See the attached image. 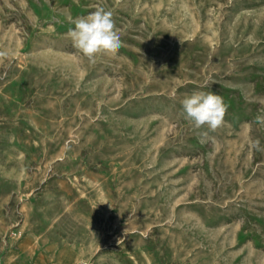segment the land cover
<instances>
[{
  "label": "rangeland",
  "instance_id": "rangeland-1",
  "mask_svg": "<svg viewBox=\"0 0 264 264\" xmlns=\"http://www.w3.org/2000/svg\"><path fill=\"white\" fill-rule=\"evenodd\" d=\"M98 6L123 46L89 63ZM0 51V264H264V0H0Z\"/></svg>",
  "mask_w": 264,
  "mask_h": 264
},
{
  "label": "clouds",
  "instance_id": "clouds-1",
  "mask_svg": "<svg viewBox=\"0 0 264 264\" xmlns=\"http://www.w3.org/2000/svg\"><path fill=\"white\" fill-rule=\"evenodd\" d=\"M73 23L74 27L69 29L66 35L74 48L82 53L89 63H95L98 55L115 56L123 46L113 13L104 7H96L95 11L76 18ZM7 55V52L0 51V57ZM181 104L185 119L190 121L195 129L206 127L210 132H215L223 126L229 107L222 96L203 91L186 95ZM255 122L264 126V114L257 115ZM251 146L256 151H264L258 139L254 140ZM16 259L15 256H9L7 264H14Z\"/></svg>",
  "mask_w": 264,
  "mask_h": 264
}]
</instances>
